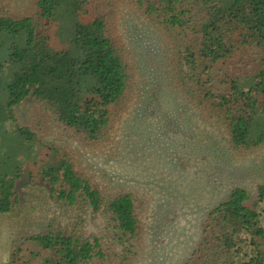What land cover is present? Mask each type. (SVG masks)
Listing matches in <instances>:
<instances>
[{
  "label": "trees",
  "instance_id": "1",
  "mask_svg": "<svg viewBox=\"0 0 264 264\" xmlns=\"http://www.w3.org/2000/svg\"><path fill=\"white\" fill-rule=\"evenodd\" d=\"M6 1L0 0V168L6 171L0 215L13 211L16 182L24 163L32 162L34 177L42 176L57 200L105 215L124 251L78 224L55 221L24 240L27 245H14L10 264H128L139 254L145 229L135 198L107 196L74 158L47 147L16 115L34 98L85 146L107 143L133 98L132 67L118 32L124 7L168 38L176 90L203 118L225 128L235 152L264 146V0H34L28 18L9 14ZM43 21L46 29L56 25L55 38L67 48L52 47L47 30H38ZM254 60L250 73L229 72ZM222 67L230 69L218 75ZM33 147L46 149L45 159L31 155ZM263 200L264 186L256 201L246 189L234 190L208 215L185 264H264Z\"/></svg>",
  "mask_w": 264,
  "mask_h": 264
},
{
  "label": "rangeland",
  "instance_id": "2",
  "mask_svg": "<svg viewBox=\"0 0 264 264\" xmlns=\"http://www.w3.org/2000/svg\"><path fill=\"white\" fill-rule=\"evenodd\" d=\"M33 2L7 0L4 9L14 17L28 18ZM97 14L106 17L100 10ZM39 29H46L45 21ZM46 30L53 48H67L66 41L55 38L56 25L49 24ZM118 32L132 67L133 98L129 111L119 114L107 143L85 146L34 98L16 108L18 122L47 147L74 158L107 196L124 192L135 198L145 235L136 248L139 254L128 264H185L200 242L208 215L234 190L244 188L252 201L258 199L264 186V146L235 152L225 128L203 118L178 93L170 41L132 8L120 12ZM252 62L229 72L250 73L257 66L256 60ZM229 69L222 67L218 75ZM35 148L30 150L34 157L48 153ZM33 169L32 162L24 163L13 211L0 215V264H10L14 245H27L24 240L43 234L55 221L78 224L87 235L103 237L114 251L124 252L114 237L117 230L105 215L57 200L49 183L42 176L34 177ZM5 172L0 168V174ZM259 212L264 224V200Z\"/></svg>",
  "mask_w": 264,
  "mask_h": 264
}]
</instances>
